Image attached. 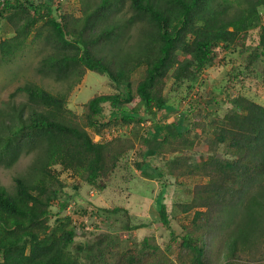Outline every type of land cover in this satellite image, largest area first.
<instances>
[{"label": "trees", "instance_id": "16d2710c", "mask_svg": "<svg viewBox=\"0 0 264 264\" xmlns=\"http://www.w3.org/2000/svg\"><path fill=\"white\" fill-rule=\"evenodd\" d=\"M101 2L85 16L78 30L77 20L51 16L53 5L58 6L57 0H45L42 4L0 0V21H6L13 30L10 38L0 42L1 61L7 63L14 58L34 29L35 38H41L42 28L46 27L45 42L53 51L41 59L37 72L67 84L66 92L60 94L28 83L10 95V100H14L23 94L26 103L11 109L6 115L8 119L0 123V167L12 168L22 155L34 154V159L25 173L13 179L11 190L0 185V264H176L147 240H143L140 248L118 249L117 254L103 239L91 245H78L72 253L68 248L76 233L70 219L63 216L68 228L60 225L63 231L59 234L48 224L53 204L59 207L60 214L66 204L74 200L66 197L65 187L53 167H61L94 188L107 181L134 150L132 140L121 135L94 142L68 110L69 93L86 71L106 75L119 87L122 85L120 93L96 96L86 103L87 126L108 125L111 121L100 125L98 118L102 106L109 104L113 110L111 117L131 127L151 121V117L154 120L159 111L174 110L159 89L170 71L174 87L185 85L187 90H192L201 72L213 65L218 51L229 50L238 43L242 45L253 29L257 32V45L249 54L246 67L251 68L256 61L263 63L264 86V22H261L264 17L260 16L264 0L236 2L233 13H230L229 0H131L134 15L120 24L110 21L117 2ZM101 21L104 24L95 34ZM135 21L147 22L149 28L143 30L136 45L139 59L131 65L130 55L135 50L123 52L120 45L126 38V29ZM94 47L102 52L106 49L107 54L93 53ZM177 53L184 56L183 60ZM152 55H155L154 60ZM142 63L147 65L146 74L137 85L136 93L143 115L138 109L127 111L123 107L132 100L129 73ZM228 105L229 110L211 138L206 139L211 157L202 165L191 163L188 155L199 136L188 137L192 122L187 111L176 116L168 113L169 122L154 126V122L150 123L148 127L154 129L146 134L142 144L146 156H160L165 152L170 155L164 161L166 177L207 178L204 185L196 186L192 204H184L181 211L187 213L203 208L204 211L195 210L192 224L205 221L196 225L201 236L218 229L227 250L224 264H241V254L258 251L264 244V106L243 96L231 98ZM134 152L131 153L132 164L144 177H152L146 160L138 164ZM93 211L89 208L87 213ZM119 211L114 209L110 213ZM155 212L157 227L169 230L172 216L163 198ZM94 215L98 217L96 211ZM136 227L126 224L124 229ZM179 237L172 233L171 241L179 253L185 254L188 264H209L203 236L202 245L193 241L189 232ZM103 244L109 253H114L112 262L105 259ZM147 256L158 258L149 262Z\"/></svg>", "mask_w": 264, "mask_h": 264}, {"label": "rangeland", "instance_id": "374dc122", "mask_svg": "<svg viewBox=\"0 0 264 264\" xmlns=\"http://www.w3.org/2000/svg\"><path fill=\"white\" fill-rule=\"evenodd\" d=\"M28 1L34 4H42L45 0ZM229 1L231 2L230 13H233L237 7L236 2L243 0ZM114 2L117 3L110 13L111 24L114 22H118L117 24L125 23L134 15L131 0H114ZM101 3V0H60L57 7L53 5L51 16L56 19L66 16L70 21L77 20L76 29L79 30L83 26L82 22L85 16ZM260 16L264 17V7L260 9ZM261 22H264V18ZM103 24L104 22H99L95 28V34L100 31ZM37 26H41V23ZM148 28L147 22L135 21L131 24V27L126 29V38L123 39L120 46H122L123 52L135 50L130 55L131 65L139 59L136 55V45L142 38L143 30ZM12 31V27L6 21H0V42L10 38ZM42 31L44 35L37 39L35 38L37 31L34 29L24 48L9 62L1 61L0 57V123L8 119L6 115L11 109L19 108L26 103V97L23 94L17 95L14 100H10V95L24 84H35L52 94L66 92L67 84L65 82H57L51 77L42 76L37 72L41 59L53 51L52 46L47 45L45 42L46 27H43ZM256 45L257 32L251 29L247 40L242 45L238 43L229 50L218 51L215 62L211 67H207L201 72L192 90H187L185 85L174 87L173 80L169 77L170 71L159 84V89H162V94L167 99L168 105L172 106L174 110L172 112L159 111L154 120L151 117V121L140 122V124L135 123L131 127H125L119 119L115 120L111 117L113 110L109 104L102 106V113L98 120L100 125L111 122L102 128L99 125L97 127L87 126L86 103L96 96L120 93L122 85L119 87L117 83L110 81L106 75L101 76L93 71L85 72L81 82L69 93L67 99L68 110L76 116L77 123L87 130L91 138L101 132L97 136H102L104 140L121 135L123 138L132 140L133 149L136 150L129 153L130 156L128 155L127 159L121 162L120 167L110 175L107 181L98 183L94 188L86 185L80 178L73 176L70 172L63 171L59 166L52 168L59 182L65 187L63 192L66 197L75 201L72 211L78 217L86 215L88 217L87 222H83L90 230L78 229L77 219L75 220L73 216L70 218V220H75L74 229L76 234L73 243L68 248L69 251L76 252L75 247L78 245H91L103 239L105 243L112 245L111 248L114 247L113 252L117 254L118 249L127 251L140 248L143 240H147L149 244L158 246L176 264H188L185 254L177 251V247L172 244L171 238L172 233L174 237H183L189 232L192 240H196L197 244L200 245L203 244L201 239L203 236L206 243L205 256L209 264H224L227 250L223 245L224 243H222V233L215 228L212 233L202 234L201 236L196 225L204 224L205 221L200 220L195 225L191 222L195 210L204 211V209L194 208L187 213L181 211L184 204H192L196 186L204 185L207 178L180 177L173 179L169 176L166 177L164 175V161L170 158V155L166 152L160 156L144 155L146 148L143 146L142 140L147 133L151 134L154 129V127H148L150 123L152 125L154 122V126L162 122H169L171 119L166 120L168 113L171 116H176V114L187 111L192 122L191 127L189 126L188 137L199 136L196 145L188 151L191 163L202 165L207 162L211 156L207 150L206 139L211 138L215 127L219 125L221 119L229 110L228 102L231 98L243 96L264 106L263 63L256 61L251 68L246 67L249 61L248 56ZM104 51L102 52L96 47L93 48V53L100 56L107 54L106 49ZM177 54L179 59L183 60L184 56L180 53ZM154 57L155 55H152L151 59L154 60ZM146 67L147 65L142 63L135 66L129 73V92L132 95V100L129 104L123 106L127 111L138 109L141 115H143L144 110L140 106L136 87L144 79ZM104 140L99 142H104ZM133 152L138 164H142L146 160L149 165L148 172L152 177H144L132 164L131 153ZM33 159L34 154L22 155L12 168L4 169L0 167V185L7 190H11L13 179L25 173ZM75 187L78 189H75ZM66 197H63L62 200L65 201ZM161 198H163L168 214L172 216L170 222L175 225L174 227L173 225L170 226L171 230L170 228L166 230L165 227L156 229L153 225L155 211ZM58 208L54 204L50 208L51 214L48 224L51 229H57L59 234L63 231L60 225H64V229H67L68 226H66L67 220L63 219L64 213L59 214ZM89 208L94 209L98 217L94 215L95 211L87 213ZM114 209L120 211L116 214L110 213ZM125 211L129 212L128 215ZM130 217L134 224H138L140 231L130 233L124 229L126 224H131ZM104 246L103 244L102 250H104L105 259L112 262L114 253H109L110 250L104 248ZM258 249V251L254 250L253 252L241 254L239 263L264 264V244ZM157 258V256H147L149 262H153Z\"/></svg>", "mask_w": 264, "mask_h": 264}, {"label": "built area", "instance_id": "2783aa9c", "mask_svg": "<svg viewBox=\"0 0 264 264\" xmlns=\"http://www.w3.org/2000/svg\"><path fill=\"white\" fill-rule=\"evenodd\" d=\"M59 2H60V0H57V3H59ZM94 137H95V138H93V141H94V142H98V143H99V141L104 140V138H102V136H97V135H95ZM110 139H111V138H110ZM107 140H109V139H107ZM73 206H74V202H70V203L66 206V208H65V210H64L65 216L68 217L69 219H70L72 216L75 218V220L77 219V221H78V229L83 228L84 230H90V228L86 227L85 224H84V222H83V221L87 222V218H88L87 215H86V216H83V217H78V216L75 214V212L72 211ZM75 220H70L72 226H74V227H75V224H76V223H75ZM81 223L83 224L82 226H81ZM91 229H92V228H91Z\"/></svg>", "mask_w": 264, "mask_h": 264}, {"label": "crops", "instance_id": "0c3cea01", "mask_svg": "<svg viewBox=\"0 0 264 264\" xmlns=\"http://www.w3.org/2000/svg\"><path fill=\"white\" fill-rule=\"evenodd\" d=\"M125 213L127 214V213H129L128 211H125ZM155 214H156V212H155ZM128 215V214H127ZM157 215V214H156ZM156 215H154V219H153V225H154V227L156 228V229H159L158 227H157V224L155 223V221L154 220H156V218H157V216ZM130 221H131V224H133L134 226H137L135 229H133V230H128L130 233H132V232H136V231H140L139 230V226H138V224H134L133 222H132V220H131V217H130ZM145 225V224H144ZM173 224L170 222L169 223V226H172ZM142 226V225H141ZM175 225H173V227H174ZM167 230V229H166Z\"/></svg>", "mask_w": 264, "mask_h": 264}, {"label": "clouds", "instance_id": "9594fccd", "mask_svg": "<svg viewBox=\"0 0 264 264\" xmlns=\"http://www.w3.org/2000/svg\"><path fill=\"white\" fill-rule=\"evenodd\" d=\"M93 138H94V136H93ZM93 138H92V139H93ZM99 143H100V142H99ZM70 202H74V203H75V201H72V200H71ZM70 202H68V203L66 204V206H67ZM57 204H58V203H57ZM66 206H65V208H66ZM64 210H65V209H64ZM64 210H63V213H64ZM63 215H65V213H64ZM85 215H86V214H85Z\"/></svg>", "mask_w": 264, "mask_h": 264}]
</instances>
